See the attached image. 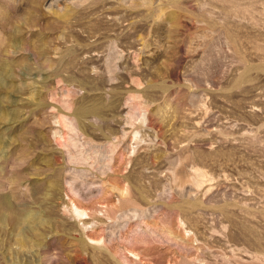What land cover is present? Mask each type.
Returning <instances> with one entry per match:
<instances>
[{
	"label": "rangeland",
	"instance_id": "374dc122",
	"mask_svg": "<svg viewBox=\"0 0 264 264\" xmlns=\"http://www.w3.org/2000/svg\"><path fill=\"white\" fill-rule=\"evenodd\" d=\"M1 199L0 264H264V0H0Z\"/></svg>",
	"mask_w": 264,
	"mask_h": 264
},
{
	"label": "bare ground",
	"instance_id": "6f19581e",
	"mask_svg": "<svg viewBox=\"0 0 264 264\" xmlns=\"http://www.w3.org/2000/svg\"><path fill=\"white\" fill-rule=\"evenodd\" d=\"M88 114H90V112H88L87 115ZM1 203L2 205L0 209V220L4 221L6 213L13 215L12 230L13 232L17 233H15L16 236L21 238L19 240L23 244L27 243L26 239L29 236H32L36 230L40 229V227L43 226V219L41 218V216H39V213H33L31 212V210L28 211L25 209L20 210V208H17V206L9 201H6L5 199H1ZM26 209L28 208L26 207ZM73 211L81 220L86 218L88 214L84 209L78 207L76 204H73ZM6 218L8 217L6 216Z\"/></svg>",
	"mask_w": 264,
	"mask_h": 264
}]
</instances>
